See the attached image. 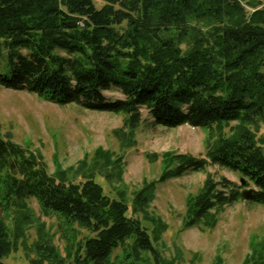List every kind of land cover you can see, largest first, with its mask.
I'll return each instance as SVG.
<instances>
[{
	"label": "trees",
	"instance_id": "obj_1",
	"mask_svg": "<svg viewBox=\"0 0 264 264\" xmlns=\"http://www.w3.org/2000/svg\"><path fill=\"white\" fill-rule=\"evenodd\" d=\"M101 1L97 8L93 0H0V86L124 114L114 131L121 148L134 145L142 108L163 127L207 129L205 157L146 153L162 169L133 194L129 210L122 193L110 196L95 178L119 181L121 156L98 150L75 182L62 170L49 175L39 154L0 135V258L34 221L28 197L93 234L77 241L63 232L62 255L39 222L30 264H174L156 247L166 224L148 209L155 186L209 164L239 173L253 188L250 201L264 205V135L256 134L264 124V0ZM112 89L124 98H106ZM241 187L207 174L186 198L182 226L214 227L216 210L243 199ZM250 244L240 264H264V239Z\"/></svg>",
	"mask_w": 264,
	"mask_h": 264
},
{
	"label": "rangeland",
	"instance_id": "obj_2",
	"mask_svg": "<svg viewBox=\"0 0 264 264\" xmlns=\"http://www.w3.org/2000/svg\"><path fill=\"white\" fill-rule=\"evenodd\" d=\"M93 3L99 8L103 1L93 0ZM1 64L3 66V61ZM103 94L108 99L124 98L119 90H107ZM140 113L134 145L121 148L114 131L122 127L124 114L89 110L77 104L61 105L35 93L0 86L1 136H8L13 142L39 154L49 175L62 170L67 180L75 182L82 179V165H91L98 150L108 153L112 160L121 156L119 181L107 182L100 175L95 178L110 196L118 197L122 193L129 210L133 194L144 181L156 180L162 169L160 158L150 162L146 153L171 151L196 157L206 154L207 129L188 124L167 128L153 123L147 109L142 108ZM256 134L264 135V124H260ZM207 174L216 180L224 176L242 186L241 191L252 188L245 185L239 173L212 164L203 171L190 170L180 177L157 183L148 209L166 224L156 243L162 259H172L174 264H240L251 252L250 243L264 239V205L245 198L214 210L217 222L212 228L182 226L186 198L200 190ZM26 202L34 223L27 227L25 240L20 241L16 250L0 258V264H30L26 251L37 238L39 222L43 223L62 255L66 245L64 233L74 235L77 241L93 236L77 223L63 224L64 218L59 212L42 210L34 198L28 197ZM10 220L5 219L9 226ZM131 243L130 237L113 248L110 261Z\"/></svg>",
	"mask_w": 264,
	"mask_h": 264
},
{
	"label": "water",
	"instance_id": "obj_3",
	"mask_svg": "<svg viewBox=\"0 0 264 264\" xmlns=\"http://www.w3.org/2000/svg\"><path fill=\"white\" fill-rule=\"evenodd\" d=\"M242 182L244 183V181H242ZM252 191H253V188H249V189L243 191V192H242V196H243V198H245V199H250L251 194H252Z\"/></svg>",
	"mask_w": 264,
	"mask_h": 264
}]
</instances>
